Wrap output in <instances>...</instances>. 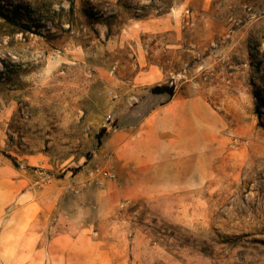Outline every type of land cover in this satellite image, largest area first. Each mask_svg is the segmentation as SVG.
I'll use <instances>...</instances> for the list:
<instances>
[{
  "label": "rangeland",
  "instance_id": "1",
  "mask_svg": "<svg viewBox=\"0 0 264 264\" xmlns=\"http://www.w3.org/2000/svg\"><path fill=\"white\" fill-rule=\"evenodd\" d=\"M0 264H264V0H0Z\"/></svg>",
  "mask_w": 264,
  "mask_h": 264
},
{
  "label": "crops",
  "instance_id": "2",
  "mask_svg": "<svg viewBox=\"0 0 264 264\" xmlns=\"http://www.w3.org/2000/svg\"><path fill=\"white\" fill-rule=\"evenodd\" d=\"M139 134H140V136L142 135V131H139ZM186 139L187 138H182L181 140L180 139H178V141H177V144L176 145H174L175 146V148L177 149V154H178V160H182L183 158H185V155L184 154H187L188 152H189V148H191L192 147V145L191 144H185L186 142ZM118 140H119V137H114V139L112 140V146H113V151H115L114 150V148H116V146H115V143L117 144V142H118ZM139 141V139H137V142ZM170 143L172 144L173 143V141L172 140H170ZM165 145H166V143H165ZM164 145V146H165ZM173 145V144H172ZM116 153V152H115ZM117 154H115L114 156H113V158H114V160H113V163L114 164H118V160H117V158L115 157ZM118 156V155H117ZM147 156H148V159H149V161H152V160H154V158L152 157V156H150L149 154H147ZM137 157H139V156H137ZM191 159V158H190ZM192 160V159H191ZM170 161V157H169V153L168 152H165V153H163L162 154V156H160L159 157V163L158 164H168V162ZM187 161V160H186ZM175 164V163H174Z\"/></svg>",
  "mask_w": 264,
  "mask_h": 264
},
{
  "label": "built area",
  "instance_id": "3",
  "mask_svg": "<svg viewBox=\"0 0 264 264\" xmlns=\"http://www.w3.org/2000/svg\"><path fill=\"white\" fill-rule=\"evenodd\" d=\"M95 173L99 176V178H106L112 176L109 170L101 169V168H96Z\"/></svg>",
  "mask_w": 264,
  "mask_h": 264
},
{
  "label": "bare ground",
  "instance_id": "4",
  "mask_svg": "<svg viewBox=\"0 0 264 264\" xmlns=\"http://www.w3.org/2000/svg\"><path fill=\"white\" fill-rule=\"evenodd\" d=\"M184 138V137H183ZM187 139H189V138H187ZM181 140V139H180ZM195 142V141H194ZM187 143V142H186Z\"/></svg>",
  "mask_w": 264,
  "mask_h": 264
},
{
  "label": "trees",
  "instance_id": "5",
  "mask_svg": "<svg viewBox=\"0 0 264 264\" xmlns=\"http://www.w3.org/2000/svg\"><path fill=\"white\" fill-rule=\"evenodd\" d=\"M101 136V135H100Z\"/></svg>",
  "mask_w": 264,
  "mask_h": 264
}]
</instances>
